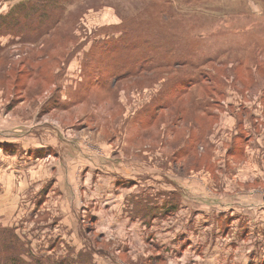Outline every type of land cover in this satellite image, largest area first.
<instances>
[{
	"label": "rangeland",
	"instance_id": "rangeland-1",
	"mask_svg": "<svg viewBox=\"0 0 264 264\" xmlns=\"http://www.w3.org/2000/svg\"><path fill=\"white\" fill-rule=\"evenodd\" d=\"M23 3L37 7L38 1L0 0L8 8L4 18ZM47 10L35 38L38 14L22 17V41L4 24L0 28V128L8 129V138L15 136L0 149H32L33 132L45 149L42 157L30 158L35 164L31 171L27 167L26 184L39 167L43 176H52L57 158L50 149L66 144L89 156L94 168L132 166L139 180L152 170L168 180L186 179L195 192L264 202V0H57ZM89 170L94 184L97 172ZM78 173L77 180L84 179L85 172ZM14 181L18 188L22 180ZM46 181L43 190L53 184ZM38 195L0 204V230L17 234L26 263L28 254L56 264H116L112 258L192 264L203 257L204 248L184 257L183 251L182 262L155 245L153 253L140 243L144 236L130 238L129 249L123 248L117 237L93 233L98 225L83 220L87 203L75 207L84 251L68 250L66 234L55 229L60 195L40 204ZM166 196L178 207V197ZM260 206L240 205L242 211L230 215L219 210L228 216L230 233L213 237L214 249L203 260L264 264ZM211 252L215 256L208 257Z\"/></svg>",
	"mask_w": 264,
	"mask_h": 264
},
{
	"label": "crops",
	"instance_id": "crops-1",
	"mask_svg": "<svg viewBox=\"0 0 264 264\" xmlns=\"http://www.w3.org/2000/svg\"><path fill=\"white\" fill-rule=\"evenodd\" d=\"M7 9V5L0 6V17L6 16ZM9 35L13 39L20 40L21 38L19 34L13 36V33L9 32ZM7 130L0 128V143H11L10 140H15L14 135L11 139L6 136L9 132ZM17 131L19 130L17 129ZM37 134L34 132L29 134V137L33 138L31 144L33 148L28 151L25 150V147L13 152H5L0 149V204H15L20 195L22 197H25V194L32 196L36 191L42 194V198L39 195L38 198L37 196L34 198V200L39 199L37 202L39 203L42 201L41 199L46 200L49 196L57 193L58 196L60 195L61 202L58 216L54 219L57 222L55 229L62 231L61 234H66V249H73L74 252L84 251L85 248V239L79 238L76 223L81 219V215H78L75 207L79 204V209H81L82 205L87 203L84 208L85 211L82 212L84 214L83 220L89 218L92 228L94 225H98L96 229H93V233L105 238L106 236L117 237L123 248L128 247L129 249L130 241H134L130 238L140 236L141 239V236H144L140 243L148 245L153 249V253L155 245L156 249L165 250L167 255L170 252L173 258L176 257L182 262L184 259L180 257L183 251L184 257L186 253L190 254L192 250L197 254L199 250L204 248L203 257H197L192 264H218L212 259H203L206 258L205 253L214 249L212 247L215 242L211 241V239L214 240L213 237H222L226 232L227 235L230 233L227 227L228 216L224 217V212L220 214L218 213L219 210L226 209L228 212L226 214L230 215L239 209L241 212L240 205L247 207L254 205L258 209L261 207L260 205H264L263 199L247 198L241 200L236 199L228 192L219 195L195 192L186 179L168 180L159 172L152 170L147 172L148 178L139 180L136 172L132 171V166L129 170L117 171L107 166H100L97 160L98 168H94L88 160L89 156H85L84 152L75 153L66 144L63 146L60 143L59 150H56L55 147L50 149V153L53 152L52 156L57 158V164L51 170L52 176L50 174L43 176L41 174L43 171L41 172L39 167L26 184V172L28 169L31 171L35 164L30 158L42 157L45 153V149L42 148L43 140L38 138ZM76 158L80 161L79 164ZM27 167L29 168L27 169ZM89 168L93 169V173L97 172V181L94 184L90 182L91 170L88 171ZM81 172H85L86 175L84 179L77 180L74 175L76 173L80 175ZM14 177L22 180L18 188L16 181L13 182ZM45 180H52L53 184L50 186V181L49 186H45L43 190L42 183ZM34 182L39 184L37 188L33 185ZM166 193H173L178 197L177 206L179 208L176 207L175 203H169ZM79 198L81 200L78 201ZM176 215V219L180 218V220L174 222L172 218ZM179 225L183 228H179ZM170 226L172 228H169ZM81 229L84 228L81 227ZM242 229L245 231L244 225ZM80 235L84 237V234ZM56 241L61 248L63 243L59 240ZM174 251L179 252L174 254ZM212 256L215 255L211 252L208 257ZM110 257L112 256L109 255L107 258L110 259ZM111 263L125 264L121 258L118 259V262L112 258ZM99 264L109 263L106 260H101Z\"/></svg>",
	"mask_w": 264,
	"mask_h": 264
},
{
	"label": "trees",
	"instance_id": "trees-1",
	"mask_svg": "<svg viewBox=\"0 0 264 264\" xmlns=\"http://www.w3.org/2000/svg\"><path fill=\"white\" fill-rule=\"evenodd\" d=\"M37 1H38L37 7L35 5L26 6V3L20 4V6H17L18 11L23 6H25L24 8H28V10L23 9L19 16H17L18 14V11H17L15 12V14H13L10 17H6V18L0 17V28L4 29V25H5L6 28H9L16 35H18L20 32H22V35L26 34V29H27L25 28L26 20L22 19V17L24 15H30L31 17H36V14H38L40 23L39 24L37 23V26H36L37 28L33 27L34 30L35 28L38 29V33L36 35L35 33L36 31L35 32L33 31L34 33H31V35H33V38L39 36V34L41 33V25L43 24L44 19L46 20L47 15L50 12L47 9L49 7L51 8L54 7L55 3H57V0H37ZM18 18L20 19L19 22H17ZM14 27L16 28L21 27V28L19 30H16ZM24 254H26V250L23 248V245L18 239L17 234L10 228H1L0 230V264H56V263L50 262L49 260L41 261L40 259H37V257L35 258L31 257L29 254L27 255V257L30 262L26 263L25 260L23 259ZM58 264H65V263L60 262Z\"/></svg>",
	"mask_w": 264,
	"mask_h": 264
}]
</instances>
